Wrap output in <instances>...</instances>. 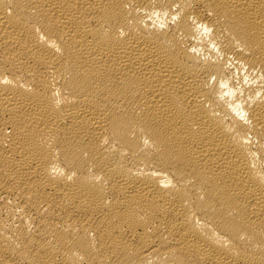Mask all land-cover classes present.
Masks as SVG:
<instances>
[{"label": "bare ground", "instance_id": "6f19581e", "mask_svg": "<svg viewBox=\"0 0 264 264\" xmlns=\"http://www.w3.org/2000/svg\"><path fill=\"white\" fill-rule=\"evenodd\" d=\"M0 264H264V0H0Z\"/></svg>", "mask_w": 264, "mask_h": 264}]
</instances>
